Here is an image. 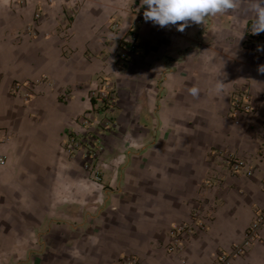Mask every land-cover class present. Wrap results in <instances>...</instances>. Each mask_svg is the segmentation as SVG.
<instances>
[{"label": "crops", "instance_id": "0c3cea01", "mask_svg": "<svg viewBox=\"0 0 264 264\" xmlns=\"http://www.w3.org/2000/svg\"><path fill=\"white\" fill-rule=\"evenodd\" d=\"M146 9L83 0L72 17L67 0H0V264H213L264 207V55L244 44L254 14H217L183 32L143 20L137 53L119 67L120 41ZM16 80L36 83L30 100L13 94ZM102 84L116 90L106 110L91 96ZM245 90L257 111L229 116ZM84 114L100 122L105 147L97 186L83 152L62 148L67 132L86 134L75 121ZM229 153L251 173L230 171ZM182 222L195 231L169 252ZM232 264H264V229Z\"/></svg>", "mask_w": 264, "mask_h": 264}, {"label": "built area", "instance_id": "2783aa9c", "mask_svg": "<svg viewBox=\"0 0 264 264\" xmlns=\"http://www.w3.org/2000/svg\"><path fill=\"white\" fill-rule=\"evenodd\" d=\"M56 2L57 0H50ZM70 4V16L76 17L81 3L83 0H67ZM134 24L127 31V36L120 41L121 52L119 53L117 62L119 67L128 65L132 59V56L137 53L140 41L138 39L137 26L142 23L144 17L139 13ZM41 12L36 13V17L40 18ZM69 19V18H66ZM249 27L244 39V44L247 48L256 54L264 55V32L259 34H253L252 26ZM111 28L113 31L120 30V24L118 21L111 22ZM66 32L69 34L71 27L66 26ZM31 31L35 33V30L31 28ZM34 81L30 80H16L12 86V92L14 95L20 96L25 100H30L34 95ZM91 96L100 101L101 104L98 108L108 109L112 104L116 103V90L106 84H102L96 89L91 90ZM264 97V95H263ZM257 108L254 103L253 95L248 91H242L233 98L231 102V108L229 116L236 117L242 112L254 114ZM75 121L80 126L86 129L85 135L77 134L73 131L67 132L65 141L62 144L63 151L70 156L83 152L85 163L84 169L90 174L91 182L94 185L102 182L103 172L98 167V160L100 152L105 148L104 144L100 141V135L98 134V127L100 122H96L93 118L80 115L75 118ZM1 131V129H0ZM9 137L8 132H6ZM4 139L0 138V143ZM226 163L230 171L234 173H251V169L248 163L234 154H227L225 157ZM6 157L0 153V163H5ZM264 187V179L262 181ZM191 221L197 223V226L203 230L208 227L200 216L199 212H193L191 214ZM264 229V207L258 209L254 221L248 226L244 238L241 242L234 244L230 249L220 252L215 258L213 264H232L235 259L240 258L246 253V249L253 242L261 239V231ZM195 231L191 222H182L174 225L170 230L171 241L167 244L166 249L169 252H175L177 249L185 246L191 234ZM122 264H140L139 259L136 256L122 257Z\"/></svg>", "mask_w": 264, "mask_h": 264}, {"label": "clouds", "instance_id": "9594fccd", "mask_svg": "<svg viewBox=\"0 0 264 264\" xmlns=\"http://www.w3.org/2000/svg\"><path fill=\"white\" fill-rule=\"evenodd\" d=\"M141 3L147 6L143 14L146 22L151 21L160 27L177 25L181 32L190 22L204 24L207 17L246 8L254 14L253 34L264 32V0H141ZM258 71L264 73V65L259 66ZM223 85L222 81L216 85L217 92L223 90ZM188 91L193 97L200 92L196 86Z\"/></svg>", "mask_w": 264, "mask_h": 264}, {"label": "rangeland", "instance_id": "374dc122", "mask_svg": "<svg viewBox=\"0 0 264 264\" xmlns=\"http://www.w3.org/2000/svg\"><path fill=\"white\" fill-rule=\"evenodd\" d=\"M81 5H82V3H81ZM81 7V6H80ZM140 13V12H139ZM138 30V29H137Z\"/></svg>", "mask_w": 264, "mask_h": 264}]
</instances>
